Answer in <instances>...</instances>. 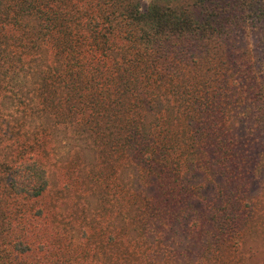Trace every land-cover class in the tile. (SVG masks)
<instances>
[{
    "label": "trees",
    "instance_id": "1",
    "mask_svg": "<svg viewBox=\"0 0 264 264\" xmlns=\"http://www.w3.org/2000/svg\"><path fill=\"white\" fill-rule=\"evenodd\" d=\"M141 1L0 0V264H203L247 216L264 0ZM56 138L93 154L77 233L43 215Z\"/></svg>",
    "mask_w": 264,
    "mask_h": 264
},
{
    "label": "rangeland",
    "instance_id": "2",
    "mask_svg": "<svg viewBox=\"0 0 264 264\" xmlns=\"http://www.w3.org/2000/svg\"><path fill=\"white\" fill-rule=\"evenodd\" d=\"M149 0L141 1V8L148 5ZM66 140V142H65ZM57 153L53 156L49 166L50 190L42 199V204L46 210L43 215L59 216V220L67 223V228L72 231L79 221L67 213L64 209V203L82 205L84 207V216L87 222L91 220L95 213L97 200L90 191H86L85 182L81 181V173L78 170L89 171L93 154L85 150L83 158L77 163H70L71 156L78 151L75 144L70 143L69 139L56 138ZM68 150H72L71 153ZM76 150V151H75ZM78 169V170H77ZM264 178L262 173H256L248 185V192L251 196V207L246 208L247 212L243 216V222L236 220L232 228H228L225 233L227 242L226 247L219 246L212 258H205L203 264H264ZM46 217V216H45ZM44 219V217L42 218ZM77 230L75 228V231ZM104 260L102 254L99 258H94L93 262L102 263Z\"/></svg>",
    "mask_w": 264,
    "mask_h": 264
}]
</instances>
